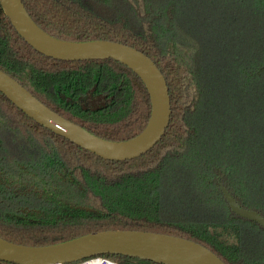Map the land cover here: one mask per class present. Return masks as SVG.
I'll return each mask as SVG.
<instances>
[{
  "label": "trees",
  "instance_id": "16d2710c",
  "mask_svg": "<svg viewBox=\"0 0 264 264\" xmlns=\"http://www.w3.org/2000/svg\"><path fill=\"white\" fill-rule=\"evenodd\" d=\"M98 1L121 14L109 18L85 0L23 3L54 37L115 41L149 56L169 88V125L145 154L106 160L40 125L0 92V237L42 246L96 231L143 230L194 240L226 264H264V228L234 214L221 190L264 216V193L254 192L264 186V141L246 142L256 128L264 135V0H126L139 29L119 0ZM0 69L102 138L131 139L149 121V93L129 67L112 58L43 55L18 34L1 4ZM94 86L114 97L100 110L84 108L82 97ZM246 93L259 100L258 112L247 114ZM184 195L199 203L202 216L171 208Z\"/></svg>",
  "mask_w": 264,
  "mask_h": 264
},
{
  "label": "water",
  "instance_id": "95a60500",
  "mask_svg": "<svg viewBox=\"0 0 264 264\" xmlns=\"http://www.w3.org/2000/svg\"><path fill=\"white\" fill-rule=\"evenodd\" d=\"M0 4L18 34L41 54L70 61L112 58L139 76L151 101V114L146 127L131 139L112 141L93 134L52 110L0 69V92L28 117L106 160L139 157L161 140L170 122L171 100L166 79L149 56L115 41H68L54 37L34 21L23 0H0ZM221 190L234 214L264 228L262 214L241 205L223 185ZM101 254L125 255L157 264H226L216 253L194 240L152 231H96L42 246L16 244L0 237V261L15 264L65 263Z\"/></svg>",
  "mask_w": 264,
  "mask_h": 264
},
{
  "label": "rangeland",
  "instance_id": "374dc122",
  "mask_svg": "<svg viewBox=\"0 0 264 264\" xmlns=\"http://www.w3.org/2000/svg\"><path fill=\"white\" fill-rule=\"evenodd\" d=\"M90 6H93V8L101 13L104 16H107L109 18H114L117 17L119 14H121L120 11H116L114 9H112L110 6H108V4H105L101 1L98 0H85ZM120 1V5L124 8L125 12H127V16H129V18L131 19V23L135 26L136 29H139L138 26V22L136 20H134V15H133V11H131V9L129 8V4L126 0H119ZM129 10H127V8ZM241 100L245 101V105L244 106H248L249 110L247 111V114H250V111H259L258 109V102L259 100L254 99L253 96L249 93H246L244 95V97L241 98ZM243 107V105H242ZM244 108V107H243ZM255 113L252 112L251 113V118L247 119V118H243L242 119V127L243 129L246 128L250 122L251 119L255 118ZM257 124H260L262 127L263 124V120L259 119V121L257 122ZM255 127H256V123H255ZM257 132V128L254 129L253 132V137L250 138V140L246 141L249 143H252V145H255L256 143H260V146L262 145L263 141H264V135L263 133H258L256 135ZM250 154L249 151L244 150L243 152V156L244 157H248ZM255 152H252V155L254 156ZM257 172V171H256ZM262 172L259 169V173ZM256 185H251L252 188H254ZM260 189V190H258ZM263 190V191H261ZM254 192H258L259 194H262V192L264 193V186H261L260 183H258V187L257 190H254ZM185 196V195H184ZM181 199H175L173 201H171V208L174 211H178L181 212L182 214L188 215V216H196L197 218H199L200 216H202L201 213V208L199 206V203L196 200H193L192 198L185 196L184 198L180 197ZM255 230V229H254ZM257 231V230H255ZM261 234V233H260ZM252 241H254V239H252ZM255 243V241H254Z\"/></svg>",
  "mask_w": 264,
  "mask_h": 264
},
{
  "label": "flooded vegetation",
  "instance_id": "af4514ba",
  "mask_svg": "<svg viewBox=\"0 0 264 264\" xmlns=\"http://www.w3.org/2000/svg\"><path fill=\"white\" fill-rule=\"evenodd\" d=\"M114 97L108 98L107 94L97 93L96 86L91 88L87 94L82 97L84 101V108L92 109V110H100L103 107L107 106L109 99H113Z\"/></svg>",
  "mask_w": 264,
  "mask_h": 264
},
{
  "label": "built area",
  "instance_id": "2783aa9c",
  "mask_svg": "<svg viewBox=\"0 0 264 264\" xmlns=\"http://www.w3.org/2000/svg\"><path fill=\"white\" fill-rule=\"evenodd\" d=\"M49 264H119L107 257L104 256H92L83 260L73 261V262H56V263H49Z\"/></svg>",
  "mask_w": 264,
  "mask_h": 264
},
{
  "label": "bare ground",
  "instance_id": "6f19581e",
  "mask_svg": "<svg viewBox=\"0 0 264 264\" xmlns=\"http://www.w3.org/2000/svg\"><path fill=\"white\" fill-rule=\"evenodd\" d=\"M97 256V255H96Z\"/></svg>",
  "mask_w": 264,
  "mask_h": 264
}]
</instances>
